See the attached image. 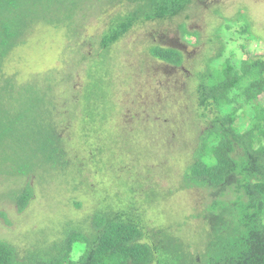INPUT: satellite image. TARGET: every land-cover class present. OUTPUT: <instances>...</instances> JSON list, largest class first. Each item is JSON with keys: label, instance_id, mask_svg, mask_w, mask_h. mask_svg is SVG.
<instances>
[{"label": "rangeland", "instance_id": "374dc122", "mask_svg": "<svg viewBox=\"0 0 264 264\" xmlns=\"http://www.w3.org/2000/svg\"><path fill=\"white\" fill-rule=\"evenodd\" d=\"M135 5L133 0H85L72 17L74 29L66 21L37 22L28 41L16 50L18 56L13 54L3 66L5 77L18 85L37 78L44 86H54V121L66 140L69 177L74 170V181L68 177L50 182L60 184L58 190L48 183L41 186L38 174L17 182L14 176L7 181L0 176V239L13 245L21 260L33 249L26 235H51L52 244L65 227L82 229L93 214L133 200L156 224L180 218L174 220L180 222L175 233L191 249L200 246L195 234L209 230L198 215L205 212L212 194L200 187H182L181 178L192 161L197 132L230 106L200 107L194 95L196 74L204 56L217 55L222 44L210 38L227 19L230 26L220 32L225 48L214 64L230 58L239 66L249 55L264 58V0H193L172 19L134 21L103 56L102 34ZM240 13L246 14L253 36L242 31ZM180 22L200 32L198 43L184 41ZM155 42L181 48L184 63L177 67L154 58L149 47ZM92 87L95 92L100 89L104 102L90 117L83 107ZM244 107L237 120L249 127L251 113L243 114ZM92 149L100 156L91 155ZM26 182L35 194L31 207L22 211L12 197L4 196ZM75 249L79 255L84 247Z\"/></svg>", "mask_w": 264, "mask_h": 264}, {"label": "trees", "instance_id": "16d2710c", "mask_svg": "<svg viewBox=\"0 0 264 264\" xmlns=\"http://www.w3.org/2000/svg\"><path fill=\"white\" fill-rule=\"evenodd\" d=\"M83 1L0 0V176L5 181L14 176L17 182L38 174L41 186L48 183L58 190L59 178L69 177L68 151L63 145L66 140L57 133L54 121L56 89L42 85L37 78L18 85L13 78L5 77L3 66L28 41L37 22L66 21V26L73 28L72 17ZM133 1L135 7L116 18L102 34L99 43L104 48L103 56L134 21L172 19L193 0ZM217 14L222 15L221 11ZM239 16L244 17L242 31L253 36L246 14ZM229 22L227 19L225 24L218 25L211 35L212 41L222 45L217 55L204 56L203 66L196 74L194 95L204 110H219L225 105L230 109L222 113L219 110L197 132L192 161L181 178L182 187H200L212 194L205 212L198 215L202 216L203 228H209L195 234L200 246L191 249L175 233L180 222L174 220L180 218L156 224L133 200L93 214L82 229L80 225L65 227L62 236L52 244L51 235H26L33 249L23 260L13 245L0 239V264H264V58L249 55L239 66L230 58L214 64L225 48L220 32L228 29ZM178 28L184 41H200V32L188 29L186 22H180ZM149 52L177 67L185 60V52L174 45L155 42ZM47 81L50 83L49 78ZM92 89L97 88L89 91ZM99 91L85 94L83 111L87 116H94L104 102ZM243 107V114L248 110L251 113L249 127L238 124ZM95 150L90 154L100 156ZM70 171L68 181H74ZM52 180L57 183H50ZM34 194V186L26 182L5 193L4 198L12 197L24 211L31 207ZM75 245L84 247L79 255L74 252Z\"/></svg>", "mask_w": 264, "mask_h": 264}]
</instances>
